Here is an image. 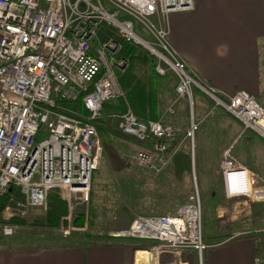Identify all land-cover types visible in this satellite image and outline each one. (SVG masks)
Instances as JSON below:
<instances>
[{
  "label": "built area",
  "instance_id": "built-area-1",
  "mask_svg": "<svg viewBox=\"0 0 264 264\" xmlns=\"http://www.w3.org/2000/svg\"><path fill=\"white\" fill-rule=\"evenodd\" d=\"M193 8L194 0H0V196L12 185L21 195L0 211L7 221L1 226L3 235L22 228L20 222H8L12 217L44 216L52 192L65 204V214L55 225L29 227L63 236L86 227L91 174L100 155L93 122L104 102L122 96L115 71L126 66L115 57L117 42L98 40L101 24L145 49L156 75L171 72L176 97L185 98L189 107L195 86L243 129L264 140V107L245 90L225 94L201 83L168 44V15ZM79 98L85 116L66 113L57 104ZM116 117L117 133L133 142L122 155L124 161L159 173L180 129L141 120L128 106ZM199 122L189 115L183 137L192 141ZM228 152H221V172L225 177L230 169L247 172L248 196L264 199V184L254 188L251 172ZM260 231L264 239V219ZM110 235L150 241L145 253L155 255L185 249L200 255L206 247L197 196L178 205L173 215L136 217ZM253 264H264V254L255 255Z\"/></svg>",
  "mask_w": 264,
  "mask_h": 264
},
{
  "label": "crops",
  "instance_id": "crops-1",
  "mask_svg": "<svg viewBox=\"0 0 264 264\" xmlns=\"http://www.w3.org/2000/svg\"><path fill=\"white\" fill-rule=\"evenodd\" d=\"M167 41L201 83L225 94H231L236 89L245 90L253 97L259 98L260 104L264 107V100L260 98L264 93V0H194L192 10L172 12L168 15ZM137 77L147 83L154 96V115L147 120H156L163 125L178 127L180 132L176 139H187L183 134L188 125L189 115L200 121L196 132L204 121V113L209 106L212 108L211 100L195 86L191 89L192 98L189 107L185 98H177L175 95V76L171 72L156 75L150 62L137 66ZM104 116L101 111L98 121L93 122L97 133L106 132L108 129ZM116 123L117 117L114 129ZM207 134L212 135L214 131L202 133L205 138L208 137ZM193 136L192 139H195L199 134L194 133ZM190 145H194V141H191ZM225 147L222 143L218 145L217 153H213L211 161L220 159ZM182 155L183 159L187 158L186 152ZM182 155L170 153L165 167L156 175L134 166L149 172L147 176L142 174L148 177L145 186L149 193H146L147 190H137L130 185L129 182L136 181L134 176L130 175L131 171L123 172L119 168L111 171V176L120 179L124 184L128 183L125 186L126 200L123 198L122 185L114 183L119 197L114 196L113 200L106 204H100L101 201L98 200L94 205L91 202V182L96 183L93 179V171L97 170V167L91 174V214L87 215L84 230L62 236L71 240L67 242L51 240L52 243L39 242L18 247L1 242L0 264H253L255 255L264 254L263 238L259 241L254 233L239 231L220 241H207L200 255L192 249H185L181 253L159 255L145 253L135 250L145 245L137 242L140 239L110 235L125 229L136 217L173 215L174 209L185 202L178 204L174 202V199H178L176 193L168 195L165 188L168 182V170L174 166V161L182 158ZM188 158L191 161L189 153ZM213 165L214 163L211 167ZM229 173L231 171H228L225 177L228 197L239 195L240 193L236 191L239 181L233 179L229 185L227 180ZM124 177L128 178V181ZM246 186L249 187L247 181ZM168 197L174 199L168 203ZM101 210H105L109 219L102 218L103 213L99 214ZM260 227L261 223L258 231ZM86 231L85 236H79ZM71 236L74 238L69 239ZM146 242L148 245L144 249L152 245V242Z\"/></svg>",
  "mask_w": 264,
  "mask_h": 264
},
{
  "label": "rangeland",
  "instance_id": "rangeland-1",
  "mask_svg": "<svg viewBox=\"0 0 264 264\" xmlns=\"http://www.w3.org/2000/svg\"><path fill=\"white\" fill-rule=\"evenodd\" d=\"M260 98L264 100V93L263 95L261 94ZM255 99L256 101L258 99L259 102V98L256 97ZM211 103L212 108L209 106L208 110L204 113V121L200 124L199 131L197 130L198 132H194L195 135H197V133L199 134L198 137L195 136V139H192L194 145H190V139H176L168 150L169 154L173 152L177 154L181 153V155L184 152L187 153V158L183 159L184 156L182 155V158L174 161V166L168 170L169 176L165 188L168 195L174 194L175 192L178 198L175 200L174 197H168V203L174 199V202L178 204L183 201H188L192 196H197L201 212V232L204 242L220 241L234 232L239 231L254 233L260 241L263 238V233L257 229H259L258 227L264 219V199H256L253 194L248 196L249 189L246 186V174L243 171L239 172V170H236L237 172H233L235 170H232L231 173L227 175V180L229 185L233 179L239 181L236 191L240 194L228 197L224 179L225 175L221 172L219 159L211 161V157H213V153H217L218 145L221 143L225 144V148H228V153L231 158L240 166L245 167L251 172L255 183L254 188L260 187L264 184V140L255 135L252 131L243 129L241 125L234 120L235 118L225 113L219 106L213 105L212 101ZM116 115V113L105 115L104 120H107L108 126L107 133L105 131L101 133L98 132L100 155L97 166L98 169L93 171V179L96 180V183L91 182L92 197L90 183L89 201L86 208V214L88 216L91 214L90 197L94 205H96L98 200L101 201L100 204H106V202L110 201L114 196L117 198L119 197L118 189L115 184L120 183V185H122V188H124L123 198L126 200L127 192L125 186H127L128 183L124 184L120 179L117 180L111 176V171H115L117 168L121 169L120 171L123 172L131 171L130 175L134 176L136 179L135 182H129L131 186L136 187L137 190H147L146 193L150 192L145 186V182L148 180L146 176L149 172L135 168L134 165L126 163L123 159V153L130 150L129 148L133 145V142L121 136L114 129L113 126L116 121ZM209 131H214V134H207L208 137L205 138L202 133ZM200 137L202 138L200 139ZM123 140L125 142H123ZM180 141L182 142L180 143ZM177 144H179V146L175 149ZM188 153L191 161H189ZM213 163L214 165L211 167ZM143 173L146 176H143ZM233 176H235V178ZM118 178H120V176ZM108 179L109 182L107 183ZM127 179L128 178H125L126 181H128ZM101 181L105 182V184ZM101 212L103 213L102 218L109 219V215H106L105 210L99 211V214H101ZM16 219H18V217H16ZM0 221V243L3 242L8 246H28L39 242L52 243L51 240L57 242L71 241L65 237L63 238V235L57 232L39 231L29 227L31 225L28 224H23L22 228H17L16 231L10 235H3L1 226L7 221H4L1 217ZM12 223L18 224V222ZM86 234L87 231L85 234H80L79 236H85ZM58 238L60 240H57ZM71 238H74V236H71L69 239ZM262 241H264V239H262ZM137 242L144 243L145 245L135 250L144 252L148 249H144L147 247L146 245H148L145 240L140 239V241Z\"/></svg>",
  "mask_w": 264,
  "mask_h": 264
},
{
  "label": "trees",
  "instance_id": "trees-1",
  "mask_svg": "<svg viewBox=\"0 0 264 264\" xmlns=\"http://www.w3.org/2000/svg\"><path fill=\"white\" fill-rule=\"evenodd\" d=\"M108 37L117 42L119 45V49L115 56L116 59H123L127 64L123 70L115 71L116 80L120 90L122 91V96L115 100L104 102L102 104L101 111H103L105 115L110 114V112L120 114L124 112L126 106H128L137 118L141 120L152 118L154 115L155 105L154 96L149 87H147V83L137 77V66L150 62V66L152 68V57L141 47L133 43L123 41L116 35L112 28L103 24L99 25L98 40H104ZM57 104L58 106H62V110L66 113L75 116H85V111L80 98L75 101H58ZM106 111L109 113H106ZM97 121L98 120L96 119L95 122ZM20 198L21 195L19 194L18 188L12 185L9 191H6L0 196V211L6 205H13L14 202L20 200ZM47 205L48 208L46 213L42 217H34L28 220H18L16 217H12L8 222H20L22 224L37 227L45 223L55 225L65 214V204L54 192H52L47 197ZM81 222L82 216L79 215L78 223Z\"/></svg>",
  "mask_w": 264,
  "mask_h": 264
},
{
  "label": "bare ground",
  "instance_id": "bare-ground-1",
  "mask_svg": "<svg viewBox=\"0 0 264 264\" xmlns=\"http://www.w3.org/2000/svg\"><path fill=\"white\" fill-rule=\"evenodd\" d=\"M229 166L231 167V164H229ZM230 171H232V169H230ZM245 174H246V181H247V184L249 185V182H248V176H247V172H245ZM248 189H249V193H250V187H248Z\"/></svg>",
  "mask_w": 264,
  "mask_h": 264
},
{
  "label": "water",
  "instance_id": "water-1",
  "mask_svg": "<svg viewBox=\"0 0 264 264\" xmlns=\"http://www.w3.org/2000/svg\"><path fill=\"white\" fill-rule=\"evenodd\" d=\"M7 190L9 191L10 190V187H8Z\"/></svg>",
  "mask_w": 264,
  "mask_h": 264
}]
</instances>
